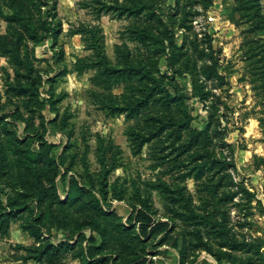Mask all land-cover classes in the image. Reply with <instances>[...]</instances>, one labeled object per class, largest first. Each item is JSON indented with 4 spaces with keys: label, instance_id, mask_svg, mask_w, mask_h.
<instances>
[{
    "label": "rangeland",
    "instance_id": "374dc122",
    "mask_svg": "<svg viewBox=\"0 0 264 264\" xmlns=\"http://www.w3.org/2000/svg\"><path fill=\"white\" fill-rule=\"evenodd\" d=\"M55 1L57 17L62 24V32L56 40L57 46L54 47L51 38L42 39L38 43L27 40V45L33 58V67L40 76L38 100L39 113L43 118V128L40 131L44 140L54 145L52 158L57 161L60 160V156L63 158L59 175L55 178L60 200H65L69 185L73 181L88 189V176H90L93 185L97 188L110 185V189L106 187L107 203L101 201L98 193L93 195L100 202L102 210L114 213L122 224L130 228L135 226L137 229L138 225L134 220L127 221V218L140 208L134 196L136 188L142 196L149 197L152 209L155 210L153 220L166 221L163 201L159 194L145 186V182L161 179L172 187L178 186L184 190L185 195L192 199L194 206L199 207L204 199H208L211 207L216 206L222 210L229 221L227 225L229 236H234L237 241L246 244L254 243V246L258 244L261 257H254L251 261L252 264H264V32L257 35L249 30L251 23L241 17L243 13L248 12L238 10L242 0H209L206 8L200 0H188L184 9L182 6L185 1L179 2L177 9L176 0H145L162 21L159 25L154 22L156 25L154 28L167 31V35L172 36L175 45L184 46L187 38L188 42L193 41L199 50H203L208 39L211 41L213 57L216 59V71L223 82L221 85L215 81H204L199 70L205 62H209L207 59L205 62L196 59L198 53H193L187 45L182 52L188 49V56L185 59L181 58L171 69L168 65L169 48L166 53L154 56L150 48L148 50L143 45L125 39L126 28L143 23L144 16L136 19L116 17L113 13L96 16L90 9L83 7L85 3H92L91 0ZM194 1L197 4L193 5ZM260 5L264 14V0H260ZM2 12L0 35L11 40L10 24L7 21L10 12L5 8H2ZM184 12H187L186 17ZM79 24L97 26L100 29L104 52L111 63L116 61L114 47L127 46L135 58L139 55L141 59L147 58L144 64L150 67L155 78L163 81L169 92L174 93L175 90L185 96L183 108H186L191 118L190 130L203 131L207 124H210L212 130L209 131L206 144L204 140L198 143L197 151L202 158L198 164L204 165L207 160L228 164V169H224L222 173H229L232 183L241 184L253 195V199L248 201V204H245L238 195L230 202L216 205L215 197L200 193V190L204 189L202 183L213 171L205 169L199 180L194 179L193 176L186 177V173L194 164L187 165L185 156L178 161L175 160L169 141L165 143L154 141L144 145L140 153H132L126 133L141 126L142 121L125 120L124 115L106 116L92 105L89 99L90 91L101 92L91 82L93 71L80 76L72 71L73 63L77 58L90 54L83 49L81 36H69V31ZM60 50L63 52V59L58 62L56 57ZM9 58L0 56V116L13 112V108L6 104L4 82L5 80L13 82L14 72L18 68ZM149 60H154L156 64L152 66ZM51 80L54 82L50 83ZM197 86H201L204 92L208 93L205 102H201L196 96L194 87ZM112 93L120 95L123 93V87L113 89ZM13 101L22 104V99H13ZM21 112L24 118H27L22 109ZM6 121L8 129L16 133L17 139L21 141L27 139L22 122L15 123L11 119ZM31 122L34 127H38L40 119L36 117ZM214 130L215 133H212ZM186 134L187 132L183 134L181 141L188 136ZM98 138L102 139L104 144L112 146L106 156L108 163L114 161L116 164V167L105 177L103 184H100L102 170L95 151ZM31 149L37 150V142L32 143ZM169 151L170 162H164L161 158ZM179 162L184 166L177 168ZM229 164H232V167L229 168ZM165 172L167 174H164ZM9 176L12 179L17 178L15 166H12ZM229 182L226 179L223 181L222 191L226 188H232V191L237 189L231 185L225 187ZM112 186L121 190L122 200L118 201L114 197ZM16 192L7 185V178L3 177L0 181V202L6 212L21 208L19 198L14 205L9 202L10 198L14 199L17 195ZM220 193L221 191L217 196ZM24 208L18 216L8 221L5 232L0 230V264H80V260L73 257L72 250L62 251L55 257L43 256L40 261L32 259L35 254L31 250L39 248L40 242L36 243L22 230L21 217L29 216L30 210L36 217L39 213L35 202L27 204ZM53 209L59 211L56 207ZM72 214L76 216V223L79 226L87 224V221L94 218L89 209L73 210ZM97 220L102 222L99 216ZM189 230L190 228H185L177 221L176 229L169 238L170 241L161 247L155 246V243L162 236H156L152 246L145 251L147 259L145 264H178L179 254L170 248V244L176 242L182 246L183 240L188 242ZM40 231L44 238L43 244L49 242L55 247L68 239L66 231L58 230L51 220L45 221ZM83 234L87 237L92 235L99 242L98 237L91 233L86 225L83 227ZM69 239L70 241H67L71 244L75 242L76 237L74 235ZM208 243L212 248V255L204 249H196L192 252L195 243L186 245L187 259L184 264H197L203 260L216 264L217 254L231 253L228 248H220L215 241ZM82 245L85 246L86 243ZM247 256L251 254L245 256L231 253L230 259L221 264H241L248 260Z\"/></svg>",
    "mask_w": 264,
    "mask_h": 264
},
{
    "label": "trees",
    "instance_id": "16d2710c",
    "mask_svg": "<svg viewBox=\"0 0 264 264\" xmlns=\"http://www.w3.org/2000/svg\"><path fill=\"white\" fill-rule=\"evenodd\" d=\"M91 1L92 3H85L83 7L90 9L96 16L108 13H113L116 17L130 19L144 16L143 23L133 24L126 28L125 39L137 45H143L148 50L150 48L154 56L166 53L169 48L168 65L171 69L181 58L185 59L188 56V49L191 48L193 53H198L196 59L199 58L204 62L207 59L209 62H205L199 70L204 81L223 84L222 78L216 71V59L213 57L214 52L209 39L203 50H199L193 41L188 42L187 38L184 46L175 45L172 36L167 35V31L154 28L155 23L159 25L162 21L145 0H111V3L110 0ZM200 1L206 8L209 0ZM179 2L184 3L182 9L187 7L188 0H176L177 9ZM240 3L238 10L249 13H243L241 16L244 21L251 23L249 30L257 35L264 32V14L261 10L260 0H242ZM192 4L195 5L197 2L194 1ZM2 8L10 12L7 21L10 24L12 39L9 40L8 37L0 35V56L10 57V62L16 64L18 69L14 72L13 82L8 80L4 82L6 104L13 108V112L0 116V181L6 177L7 185L17 191L14 199H9L11 204L14 205L17 198L21 200L19 204L21 208L9 212L2 209L0 202V230L2 232L6 231L10 219L18 216L27 204L35 202L39 213L38 217L34 216L33 211L30 210V215L26 218L21 217V220H23L22 230L36 243L40 242L39 248L31 250L35 256L33 258L29 256L37 261H40L43 256L55 257L62 251L72 250L73 257L78 258L80 264H145L147 262L145 251L152 246L154 238L161 235L162 238L156 242L157 244L155 243V246L165 245L167 241H170L169 238L176 229L177 221L182 223L185 228H190L187 232L190 237L188 242L183 240L182 246L176 242L170 244V248L179 254L178 264H184L187 259L185 257L186 245L190 246L195 243L192 252L196 249H204L212 255V248L208 241H215L220 248H228L232 254L240 253L245 256L251 254V256H247L248 260L241 264H252L251 260L254 257H261L258 252V244L255 246L254 243L246 244L237 241L234 236H229L227 215H224L222 210L216 206L211 207L208 199H204L201 206H194L192 199L185 195L184 190L178 186L172 187L161 179L145 182V186L159 194L163 201L166 221L153 220L152 216L155 214V210L152 209L149 197L142 196L136 188L134 196L137 198L140 208L135 210L136 212L129 216L127 221L134 220L138 225L137 229L135 226L131 228L125 226L114 213L102 210L100 202L93 195L98 193L101 201L107 203V186L95 187L90 176H88V186L84 184L88 189L73 181L69 185L65 200H60L55 178L59 175L63 158L60 156L59 161L52 158L51 153L54 145L47 143L40 131L43 128V118L39 113L38 100L40 76L33 67V58L27 45V40L38 43L42 39L51 38L54 47L57 46L56 40L62 32V24L57 17L56 1L0 0L1 15L3 14ZM184 16H187V12H184ZM76 35L81 36L83 49L90 54L83 58H77L73 63L72 71L78 76L93 71L91 82L101 91L89 92L91 104L108 117L124 115L125 120L142 121L141 126H137L135 130L130 129L126 133L133 154L140 153L142 147L151 142L165 143V141H169L168 144L171 153L175 155V160L178 161L185 156L187 165L194 164L186 173V177L193 176L194 179L199 180L205 169L213 171L202 183L204 189L200 190V193L215 197L216 205L230 202L238 195L245 204L253 199V195L241 184L232 183L229 173H222L224 169H228V164L210 160H207L204 165L198 164L202 158L198 154L197 146L201 140H204V144H206L209 131H212L210 124H207L200 132L190 130L191 118L188 116L186 108H183L185 96L175 90L174 93L169 92L163 81L155 78L150 67L144 64L147 58L141 59L140 55L135 58L127 46L116 45L114 47L116 61L111 63L105 55L102 36L97 26L79 24L69 31V36ZM186 45L188 49L182 52ZM56 59L58 62L63 59L61 50L58 51ZM150 61L152 66L156 64L154 60ZM20 69L23 70L20 72ZM52 82L54 80L50 81V83ZM120 86L123 87V93L114 95L112 90ZM194 91L201 102L207 100L208 93L204 92L201 86L194 87ZM13 99H22V104L19 105V102H14ZM21 109L27 118H24ZM36 117L40 119L38 127H34L31 122ZM6 119L24 124L25 137L27 138L25 141L17 139L16 133L8 129ZM186 132L188 136L181 141ZM212 133H215V130ZM34 142H37V150L31 149ZM110 148H112L110 144H104V141L98 138L95 151L96 159L102 170L100 184L105 183V177L116 167L114 161L108 163L106 154ZM169 155L170 151L161 160L170 162ZM165 158L166 160H164ZM177 165V168L184 166L182 162ZM12 166L16 167L17 178L15 179L9 176ZM228 167H232V164H229ZM225 179L230 181L225 187L231 185L237 189L232 191V188H226L222 191V183ZM107 189H110V185ZM112 189L114 197L118 201L122 200L121 190L115 186H112ZM219 191L221 193L217 196ZM54 207L60 212H56ZM80 209H89L94 216L82 226L76 223V216L72 214L73 210ZM97 216L102 222H98ZM47 220L53 221L58 230L66 231L68 241L75 235V242L70 244L66 240L55 247L49 242L43 244L44 238H42L40 227ZM85 225L89 227L91 233L98 237L99 242L94 236L87 237L83 234ZM84 242L85 246L82 245ZM231 253H229L230 255L217 254L216 264L229 260Z\"/></svg>",
    "mask_w": 264,
    "mask_h": 264
},
{
    "label": "crops",
    "instance_id": "0c3cea01",
    "mask_svg": "<svg viewBox=\"0 0 264 264\" xmlns=\"http://www.w3.org/2000/svg\"><path fill=\"white\" fill-rule=\"evenodd\" d=\"M197 264H212V263H210L208 260H203V261H200Z\"/></svg>",
    "mask_w": 264,
    "mask_h": 264
}]
</instances>
